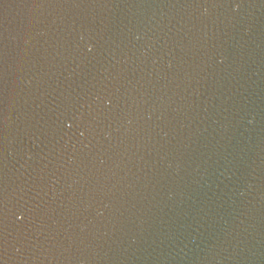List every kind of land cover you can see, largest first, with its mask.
<instances>
[{
    "label": "water",
    "instance_id": "obj_1",
    "mask_svg": "<svg viewBox=\"0 0 264 264\" xmlns=\"http://www.w3.org/2000/svg\"><path fill=\"white\" fill-rule=\"evenodd\" d=\"M0 264H264V0H0Z\"/></svg>",
    "mask_w": 264,
    "mask_h": 264
}]
</instances>
